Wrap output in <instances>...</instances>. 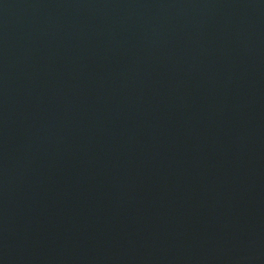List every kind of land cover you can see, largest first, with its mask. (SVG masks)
Returning a JSON list of instances; mask_svg holds the SVG:
<instances>
[{
    "label": "water",
    "instance_id": "water-1",
    "mask_svg": "<svg viewBox=\"0 0 264 264\" xmlns=\"http://www.w3.org/2000/svg\"><path fill=\"white\" fill-rule=\"evenodd\" d=\"M0 264H264V0H0Z\"/></svg>",
    "mask_w": 264,
    "mask_h": 264
}]
</instances>
